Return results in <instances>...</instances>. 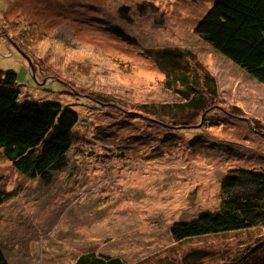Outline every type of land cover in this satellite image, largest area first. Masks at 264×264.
<instances>
[{
	"label": "rangeland",
	"instance_id": "374dc122",
	"mask_svg": "<svg viewBox=\"0 0 264 264\" xmlns=\"http://www.w3.org/2000/svg\"><path fill=\"white\" fill-rule=\"evenodd\" d=\"M215 1L0 0V75L18 74L24 101L60 100L80 115L68 167L50 181L22 175L0 150L8 264H74L88 251L126 264L264 258V226L184 241L171 232L219 212L238 170L264 171V84L197 32ZM162 49L216 79L211 107L158 108L181 101L166 88Z\"/></svg>",
	"mask_w": 264,
	"mask_h": 264
},
{
	"label": "trees",
	"instance_id": "16d2710c",
	"mask_svg": "<svg viewBox=\"0 0 264 264\" xmlns=\"http://www.w3.org/2000/svg\"><path fill=\"white\" fill-rule=\"evenodd\" d=\"M197 32L226 59L264 84V0H216L197 26ZM19 48L24 52L23 47ZM157 53L156 60L165 71L166 88L181 95L180 102L157 104L158 108L189 111L211 107L206 104V94L216 93V79L209 76L207 82L201 80L176 50L162 49ZM24 54L30 63L31 57ZM18 84L16 72L0 75V150L22 175L50 181V174L68 167L67 153L80 115L73 106L63 105L60 100L24 101ZM236 189H242V193L235 195ZM223 195L219 212L174 222L173 237L184 241L264 226V171L238 170L226 180ZM211 253L194 252L184 263L171 264H206ZM0 264H8L1 249ZM74 264H126V260L118 255L88 251ZM219 264H264V258L259 260L249 253Z\"/></svg>",
	"mask_w": 264,
	"mask_h": 264
},
{
	"label": "water",
	"instance_id": "95a60500",
	"mask_svg": "<svg viewBox=\"0 0 264 264\" xmlns=\"http://www.w3.org/2000/svg\"><path fill=\"white\" fill-rule=\"evenodd\" d=\"M30 66H31V70H32V68H33V67H32V66H33L32 62H30ZM33 70H34V69H33Z\"/></svg>",
	"mask_w": 264,
	"mask_h": 264
}]
</instances>
